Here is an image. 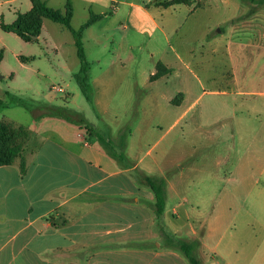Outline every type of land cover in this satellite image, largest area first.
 Here are the masks:
<instances>
[{
	"label": "rangeland",
	"instance_id": "1",
	"mask_svg": "<svg viewBox=\"0 0 264 264\" xmlns=\"http://www.w3.org/2000/svg\"><path fill=\"white\" fill-rule=\"evenodd\" d=\"M44 1L65 13L67 0ZM70 1L76 30L106 14L83 33L91 101L76 79L68 29L46 20L38 41L26 42L0 27V121L50 127L62 112L74 129L84 120L95 131L87 143L104 137L127 169L141 161L145 175L165 180L164 214L140 248L191 264L178 249L183 241L199 264H264V0L167 9L156 4L173 0ZM30 8L31 0H0V25ZM17 141L24 148L32 140ZM139 170L108 184L110 202L125 197L122 180L150 191Z\"/></svg>",
	"mask_w": 264,
	"mask_h": 264
},
{
	"label": "crops",
	"instance_id": "2",
	"mask_svg": "<svg viewBox=\"0 0 264 264\" xmlns=\"http://www.w3.org/2000/svg\"><path fill=\"white\" fill-rule=\"evenodd\" d=\"M53 122L50 127H35L34 120L19 126L32 140L23 148L25 172L22 159L0 167V264H177L176 253L139 247L149 225L160 220L151 190L122 180L117 192L125 197L109 201L115 191L108 184L139 170L141 161L127 169L125 156L121 164L101 143H87L94 133L84 124L76 130L65 118ZM126 137L121 138L123 149ZM139 173L144 183L147 175Z\"/></svg>",
	"mask_w": 264,
	"mask_h": 264
},
{
	"label": "trees",
	"instance_id": "3",
	"mask_svg": "<svg viewBox=\"0 0 264 264\" xmlns=\"http://www.w3.org/2000/svg\"><path fill=\"white\" fill-rule=\"evenodd\" d=\"M251 3H258V0H247ZM32 9L26 14H19L16 21L11 25L2 24L0 27L5 32H12L18 35L22 40L26 42L38 41L39 36L41 35L43 21L45 19L50 20L54 23L63 25L66 29L70 31L74 38L75 46L77 49V57L80 61V72L76 76V79L82 89L83 94L87 100L91 101L88 95V79H89V70L90 64L86 58V52L84 49L83 43V33L93 26L96 22L102 20L106 14L103 15H94L91 14L90 19L79 29L76 30L71 26V20L73 18V8L70 3L67 4L65 13L63 14L60 10H55L42 1V0H31ZM264 2V1H262ZM189 5V0H173L169 3L160 4L164 8H168L173 5ZM37 37V39H33ZM1 63V56H0ZM163 66V65H161ZM160 66V67H161ZM164 67V66H163ZM165 73V72H164ZM156 75H159V72L153 76V79H156ZM11 103L13 104H22V101L18 98L12 97ZM5 102L0 100V109L4 107ZM52 116L66 118L62 112H54ZM81 123H85L84 120ZM90 128H88L89 130ZM91 133H95L94 130H89ZM28 131L23 127L15 128L14 125L6 120L0 121V167L12 165L18 158L22 159L21 168L22 172H25V162L22 158L23 153V144L18 143V138L23 137V139L28 135ZM99 142L104 146L107 153L114 158L117 162L123 163L125 157L123 153L117 154L114 149L111 147V142L105 140L103 137L97 135ZM144 184L153 192L155 197V215L159 219L163 216L165 211L166 204V182L165 180H159L149 176L143 178ZM179 251H181L184 256L190 261L191 264H199V261L194 257V246L188 242L181 241L177 244Z\"/></svg>",
	"mask_w": 264,
	"mask_h": 264
},
{
	"label": "water",
	"instance_id": "4",
	"mask_svg": "<svg viewBox=\"0 0 264 264\" xmlns=\"http://www.w3.org/2000/svg\"><path fill=\"white\" fill-rule=\"evenodd\" d=\"M33 39L35 40V39H37V37H33Z\"/></svg>",
	"mask_w": 264,
	"mask_h": 264
},
{
	"label": "built area",
	"instance_id": "5",
	"mask_svg": "<svg viewBox=\"0 0 264 264\" xmlns=\"http://www.w3.org/2000/svg\"><path fill=\"white\" fill-rule=\"evenodd\" d=\"M61 91V90H60Z\"/></svg>",
	"mask_w": 264,
	"mask_h": 264
}]
</instances>
